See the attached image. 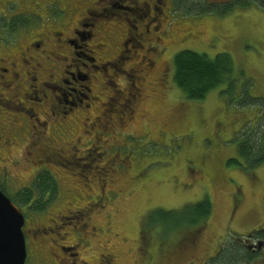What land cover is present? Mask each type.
<instances>
[{
    "label": "rangeland",
    "instance_id": "1",
    "mask_svg": "<svg viewBox=\"0 0 264 264\" xmlns=\"http://www.w3.org/2000/svg\"><path fill=\"white\" fill-rule=\"evenodd\" d=\"M22 1L5 0L10 9H16ZM56 1L48 4L46 11L51 24L64 17L63 5ZM93 1L68 3L73 18L65 17L70 28L81 15L73 5L85 8ZM111 2L101 0V7L107 11H94L87 22V32L95 24V36L86 42L94 52L84 50V44L79 43L80 48L75 51L80 58L74 53L72 58L87 62L86 58L91 56L101 64L99 69L91 70L97 77H91L93 95L99 97L95 106L106 102V97L114 96V89H123H113L114 81L125 85L133 74L145 80L140 81L144 98L133 115L125 108H93L92 120L86 125L81 118L74 119L77 112L57 124L42 113L37 116L36 120L39 118L47 126H38L40 138L34 142L42 144L43 137H52L58 143L46 142L48 146L44 145L43 151L53 155L45 165L60 186L55 196L49 197L43 213L26 212L30 217L24 233L28 250L34 256L27 264H59L58 261L100 264L105 255L113 257L110 264H205L220 245L225 243L231 251L241 245L242 236L264 226V166L249 171L242 160H239L241 165L228 164L229 160L239 158L243 132L255 131L261 117L258 108H240L238 103L249 100L242 91L244 86L248 87L250 96L264 98V0H200L197 3L185 0L183 8L179 7L181 0L176 4L175 0H165L161 13L153 12L141 19L142 14L138 12L137 30L133 28L134 22L126 21L134 13L128 9L106 8ZM203 8H211V12L200 14ZM40 14L44 13L40 11ZM35 20L28 29L15 33L10 43L5 41V32L0 34V48L3 47L0 55L4 54L3 58L11 62L21 61L11 67L13 72L8 78L12 79V86L5 81L9 96L18 85L13 74L19 69L52 70L61 62V54H69L68 49L56 47L50 30L42 29L38 19ZM148 27L150 34L146 33ZM44 34L50 36V42L35 48L34 42ZM127 34H132L137 41L129 42L126 49V44L124 47L120 43ZM124 51L123 57L131 60H114ZM182 51H192L208 59L228 55L232 61V78L237 79L238 86L229 91L224 83L211 90L204 100H189L174 82L173 59ZM103 64H108L107 73ZM7 115L6 124L11 123L12 129L21 125L23 116L17 111ZM65 116L64 113L57 121ZM95 116H102V124L89 134ZM68 123L71 129L67 128ZM26 128L29 130V126ZM26 128L17 145L27 138ZM34 149V144L28 147V151L34 152ZM33 161L37 163L41 158ZM36 166L23 162L20 170L15 171L29 182ZM105 179L110 181L107 185ZM207 197L213 206L208 225L198 229L180 224L184 218L181 210ZM159 210L169 215L165 223L157 221V216L147 222L151 226L163 224L166 228L150 226L145 234L144 218ZM29 229L32 232H27ZM77 239L81 242L79 257L59 251L63 245L77 246L74 244ZM251 241H245L244 246H252ZM253 254L257 259L250 264H264L258 253ZM54 255L59 258L55 259ZM220 259L221 256L214 258L218 264Z\"/></svg>",
    "mask_w": 264,
    "mask_h": 264
},
{
    "label": "flooded vegetation",
    "instance_id": "2",
    "mask_svg": "<svg viewBox=\"0 0 264 264\" xmlns=\"http://www.w3.org/2000/svg\"><path fill=\"white\" fill-rule=\"evenodd\" d=\"M53 1L54 0H24L22 1V4H20L16 9H10L5 0H0V34L5 32L6 42L8 41L10 43L11 38L15 36V33L28 29L32 23L34 24L36 22L35 18H37L42 29L50 30L49 35L54 38L56 47L69 50L68 56L61 54V62L59 65L56 63L52 70L48 69L44 70L43 72H39L38 68L25 67V70L19 69L18 72H15L13 75L15 76V79H18V85L14 87L10 96L7 93L5 81H9L8 85L12 86V79L9 80L8 76L13 72L12 69L18 65L17 63H20L21 61L19 60L18 62V60H16L11 62L8 59L5 60L3 58L4 54L0 55V191L3 192L11 201L14 200L22 204L20 202V198L18 197L20 191L24 189H30L32 192L30 201L26 206H23L26 209L32 208L37 203L41 204L39 200V192L35 186L37 185V179L43 175L44 170L39 168L38 165L34 167V173L30 175V181L28 182L27 179L23 180L24 177L19 171H15V169L19 167L21 163L20 160H27L28 156L31 158L46 157L48 159H52L53 155L44 152L43 147L48 146L46 145V142L58 144L56 143L55 138L52 137H43L42 141L45 142L42 144H36L34 142L40 138L37 133V129L39 128L38 126L41 128H46L47 126V123H42L38 120L39 118L36 120L40 113H42V115L47 119L55 120V123L57 124L62 123L64 120L66 121L69 114L77 112L78 115H75L74 119L81 118L86 125V122H90L92 120V114H90V112L93 113V108H125V110H130V115H133L135 114L134 112L136 111V106L144 98L143 84H141L140 81L145 80L144 78L133 74L131 76V80L127 79L125 81V85H120L114 81L113 85H111L113 89L116 87H123V89L121 91L119 89H114V96L106 97V102L95 106V104L99 102V97L93 95L91 77L93 76L94 79H97V77L91 73V70L99 69L101 64L97 62L95 57L88 55L86 58L87 62H82L81 60L76 61V59H73L72 56L75 54V56L80 58L79 53L75 51L76 49L80 48L79 43L84 44L82 45L84 50L91 51L92 53L94 52L88 49L89 44L86 42L94 38L95 35L93 29L95 24L93 23L90 26V31L87 32L86 28L89 26L87 22L93 16L94 11L107 10H105V7H101V0H94L93 3H90L89 6H86L85 8H79L74 4L73 6L75 10L81 11V15L74 27L70 28L71 24L69 21L66 22L65 16H69L71 20L73 18L70 15L68 5L71 0L56 1L63 5L62 12L64 14V17L61 15L63 20L61 18L59 21H57V24H51L47 20L49 16L46 12L48 4ZM152 2L155 4H152ZM164 5L165 0H112V2L108 5L109 7L106 8H109L112 11L117 9H128L129 11L133 12V17H131L130 14L126 21L127 23L134 22L133 28L134 30H137L138 26L135 24L137 20H139V13L142 14V17H140L141 19L147 18L150 17L153 12L161 13ZM40 11H42L44 14H40ZM55 29H58V31L54 33ZM146 33H151L149 27L147 28ZM134 38L132 34H127L125 41L120 43L121 46L126 44V47L124 45L123 46L127 49L129 42L137 41L136 37ZM37 40L38 41L34 42L33 46L39 49L42 48V46H46L50 42V36H47V34L39 35ZM8 44H4V48L7 47ZM138 45H142V43L138 42ZM100 46L104 47V44H101ZM124 53L125 51L119 56H116L114 60H131L129 57H123ZM83 54L85 55V53ZM22 61L24 64H28L26 60L22 59ZM151 64L153 65V62ZM38 65V67H40V64ZM103 65V70L105 73H107L108 69L106 68V65L108 64ZM88 67L93 68L88 69ZM108 77L109 76H107V78ZM124 91H127L128 93L125 94ZM123 97L124 101L122 102ZM11 106H14L15 108H11ZM12 110L17 111L21 117L23 116V119L20 118L21 125L16 129H12L11 123L6 124V119L8 116L7 114ZM81 112L83 113L81 114ZM64 113L67 114V116H65L64 119L57 121L58 118H62L61 116ZM94 119L98 121L100 117L95 116ZM34 120H36V122L32 123ZM15 122H17V120H15ZM109 122L112 124V127H114V123L111 121ZM28 126L29 130L26 128ZM71 127L72 126L68 123L67 128L71 129ZM94 127L95 125L92 126V128ZM102 127L107 129V127L104 125H102ZM24 128H26L24 133L29 131L27 138L23 139V144L21 143L20 145H17L18 143L16 144V142L19 141L20 134ZM94 129H96V127ZM108 129H110L109 126ZM60 130L55 129L56 132ZM51 134H53V132H51ZM32 144H34L35 147L34 152L28 151V147L32 146ZM54 155L56 156L57 154L55 153ZM116 157L118 158V156ZM117 161L118 159H116V163ZM31 166L35 165L32 164ZM45 171L49 172L52 179L58 182L50 168L46 169ZM105 185H107V183H105ZM49 197L51 196L48 193L44 200L45 204L49 203ZM80 214L81 216H84L85 212ZM28 223L29 220L26 219L23 230L27 228ZM27 232H32V230L29 229ZM25 238L27 248V264L34 258V256L32 257L31 252L28 250V239L26 235ZM251 242L254 244L248 247L249 250H252L253 253H258L261 260L264 261V239H256L252 240ZM80 243L81 242H79L77 239L74 243L77 244V246L63 245L59 248V251L63 254L70 253L69 256L71 257H79ZM259 243L263 244L261 249L256 247V245ZM219 249L220 248H218L217 252ZM36 251L39 252L38 247L36 248ZM54 257L55 259H58L59 255H54ZM112 258L113 257L111 255H105L103 256V260L100 262V264H110ZM58 262L59 264H62L60 261ZM83 263L86 264V262ZM75 264L77 263L75 262ZM97 264H99V262Z\"/></svg>",
    "mask_w": 264,
    "mask_h": 264
},
{
    "label": "trees",
    "instance_id": "3",
    "mask_svg": "<svg viewBox=\"0 0 264 264\" xmlns=\"http://www.w3.org/2000/svg\"><path fill=\"white\" fill-rule=\"evenodd\" d=\"M175 0V4H176ZM192 3L200 2V0H190ZM174 2V0H173ZM185 0H181L180 8H183ZM179 5V2H177V7ZM244 5V4H242ZM44 7V5H43ZM203 12H211V8L208 9H201ZM198 13V12H197ZM53 23V22H52ZM57 23V22H55ZM174 82L176 86L185 94V96L192 101H201L204 100L208 93L219 87L220 85L226 83L228 85V90L232 91L233 89H236L238 86L237 79L232 78L233 70H232V61L226 54H219L214 59H208L205 55H201L192 51H182L178 53L174 59ZM228 82V83H227ZM244 89V95H247L249 97V100L246 102L238 103L240 108H258L259 112L261 113V117L258 118L257 122V128L255 131L245 130L243 132L242 136L243 139L238 147V159H231L229 160L228 164H236L241 165L239 160H242L245 165L246 170H254L256 168H259L261 166H264V127H263V120H264V98L259 97H252L249 95L248 87L244 86L242 88V91ZM239 90V89H238ZM226 93V92H223ZM247 93V94H246ZM231 100H235L236 98L233 96H230ZM241 97H238L240 99ZM100 117V121L93 120L91 123L90 131L98 129L100 125L102 124V116ZM92 128V126H94ZM115 126V125H114ZM259 127V128H258ZM34 158H31L28 156V159L26 160H20L21 163L17 169L20 170V166H22V163L27 162L29 164L38 165L39 168H41L43 171V175L37 179V185L35 188H37L39 192V200L41 202L34 205L32 208L26 209L23 206H26L27 203L30 201V196L32 194L30 189H24L20 191L18 197L20 198V202L23 204H20L16 201H12L15 203L16 206H18L21 211L23 212V215L25 217V220L30 217V215L26 214V212L30 211V213L34 214H41L43 213L48 204L44 203L45 197L49 193L51 197H54L57 190L59 189L58 183L52 179L51 174L49 172H46L45 170L48 169V166L45 165L46 163L49 164V160L46 157H41V161H37L35 163ZM119 170V169H117ZM104 176V173H102ZM106 176V175H105ZM104 181V180H103ZM88 182V180H87ZM110 181L106 180L104 183H109ZM68 193V191L66 192ZM100 203V201H99ZM96 203V204H99ZM94 204L93 206H95ZM92 211V207L89 208ZM213 212V206L210 199L207 197L205 200L199 202L197 205H188L184 207L181 210V216L184 217L183 221L180 223L182 225H185L186 227L191 228H204L206 225H208L210 217ZM156 213V212H155ZM175 216L177 214L174 212ZM171 215V214H170ZM154 216H157V221L160 223H165L166 217L169 216L166 213H164L162 210H159L156 214H150L147 217L144 218L143 221V230L146 234L147 228H149L151 225L148 224V219H154ZM147 226V227H146ZM159 227L162 230H164L166 227L163 226V224H154L151 227ZM193 226V227H192ZM179 227V226H177ZM183 227V226H182ZM263 240L264 239V226L255 232H252L251 234L247 236L241 237V245H238L234 247L231 251H228L227 246L224 244L219 246V251L212 255L205 264H218L214 260V258L221 256L220 264H250L252 262H255L257 259L256 256L253 254L252 250H249V248L244 246L245 241L250 240ZM223 257V258H222Z\"/></svg>",
    "mask_w": 264,
    "mask_h": 264
},
{
    "label": "water",
    "instance_id": "4",
    "mask_svg": "<svg viewBox=\"0 0 264 264\" xmlns=\"http://www.w3.org/2000/svg\"><path fill=\"white\" fill-rule=\"evenodd\" d=\"M24 226L21 209L0 191V264H26ZM262 246V243L256 245L258 249Z\"/></svg>",
    "mask_w": 264,
    "mask_h": 264
},
{
    "label": "bare ground",
    "instance_id": "5",
    "mask_svg": "<svg viewBox=\"0 0 264 264\" xmlns=\"http://www.w3.org/2000/svg\"><path fill=\"white\" fill-rule=\"evenodd\" d=\"M15 204V203H14Z\"/></svg>",
    "mask_w": 264,
    "mask_h": 264
}]
</instances>
